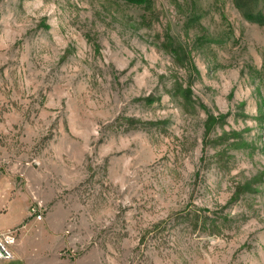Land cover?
Returning a JSON list of instances; mask_svg holds the SVG:
<instances>
[{"label":"rangeland","instance_id":"1","mask_svg":"<svg viewBox=\"0 0 264 264\" xmlns=\"http://www.w3.org/2000/svg\"><path fill=\"white\" fill-rule=\"evenodd\" d=\"M247 12L264 0H0L3 225L71 195L75 256L264 264V24Z\"/></svg>","mask_w":264,"mask_h":264},{"label":"crops","instance_id":"2","mask_svg":"<svg viewBox=\"0 0 264 264\" xmlns=\"http://www.w3.org/2000/svg\"><path fill=\"white\" fill-rule=\"evenodd\" d=\"M8 185L7 177L0 176V228H17L21 232L19 244L15 249V259L7 262L8 264H103L99 257H85V250L75 256V245L79 242L85 243V208L76 203L67 204L75 200L74 196L68 195L64 196V199H58L59 203L53 205V209L42 222L32 221L25 224L28 215L27 209L23 208V215L18 222L4 226L5 217L10 216L15 206V201H11L7 190L4 189ZM3 192L4 194H1ZM73 217H76V221L71 219ZM77 233L79 234L76 235ZM24 236H29L32 240L29 251L23 247ZM83 247L85 249V244Z\"/></svg>","mask_w":264,"mask_h":264},{"label":"built area","instance_id":"3","mask_svg":"<svg viewBox=\"0 0 264 264\" xmlns=\"http://www.w3.org/2000/svg\"><path fill=\"white\" fill-rule=\"evenodd\" d=\"M47 209L45 203L38 196H33L31 205L29 207L30 216L37 221H43ZM18 241V232L8 230L6 232H0V263L10 262L15 259L14 247Z\"/></svg>","mask_w":264,"mask_h":264},{"label":"trees","instance_id":"4","mask_svg":"<svg viewBox=\"0 0 264 264\" xmlns=\"http://www.w3.org/2000/svg\"><path fill=\"white\" fill-rule=\"evenodd\" d=\"M237 6L242 9V0H236ZM246 16L249 20L259 24H264V17L262 14H255L253 12H247Z\"/></svg>","mask_w":264,"mask_h":264}]
</instances>
